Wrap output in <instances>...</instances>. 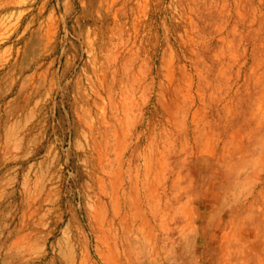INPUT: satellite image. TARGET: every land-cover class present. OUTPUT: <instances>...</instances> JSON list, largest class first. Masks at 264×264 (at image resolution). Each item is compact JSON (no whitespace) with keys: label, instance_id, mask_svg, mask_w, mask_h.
Wrapping results in <instances>:
<instances>
[{"label":"rangeland","instance_id":"obj_1","mask_svg":"<svg viewBox=\"0 0 264 264\" xmlns=\"http://www.w3.org/2000/svg\"><path fill=\"white\" fill-rule=\"evenodd\" d=\"M0 264H264V0H0Z\"/></svg>","mask_w":264,"mask_h":264}]
</instances>
